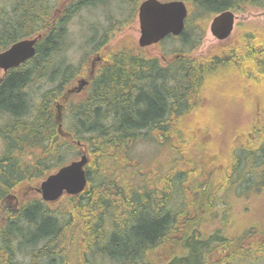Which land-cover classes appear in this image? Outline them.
Instances as JSON below:
<instances>
[{"label": "trees", "instance_id": "obj_1", "mask_svg": "<svg viewBox=\"0 0 264 264\" xmlns=\"http://www.w3.org/2000/svg\"><path fill=\"white\" fill-rule=\"evenodd\" d=\"M108 1L11 0V9L0 11V50L41 35L35 56L0 81V264H71L75 255L76 264H260L263 223L233 237L224 227L234 223L230 209L237 198L264 194V121L239 130L247 139L221 145L211 129L213 111H203L197 123L195 114L225 70L249 91L251 109L255 103L264 110V32L207 55L193 52L209 13L264 7V0H185L197 26L177 59L163 64L130 48L107 52L87 92L66 101L86 63L54 56L71 49L70 22L89 5L104 4V16L128 4ZM96 28L95 42L91 31L86 37L101 51L111 25ZM234 91L233 84L225 87L223 97ZM148 140L167 153L164 163L131 156ZM79 141L89 155L86 189L54 203L29 197L35 180L80 153ZM218 221L216 230L225 235L212 231Z\"/></svg>", "mask_w": 264, "mask_h": 264}, {"label": "rangeland", "instance_id": "obj_2", "mask_svg": "<svg viewBox=\"0 0 264 264\" xmlns=\"http://www.w3.org/2000/svg\"><path fill=\"white\" fill-rule=\"evenodd\" d=\"M11 0H0V11L8 12L11 9L10 5ZM116 1H122V0H109L107 3H115ZM128 4H123L121 3V7L113 10L111 13H107L104 16H101L102 13V8H104V4L102 5H97V6H88L87 8L82 9L81 13H78L76 16H74L72 23L70 22V31H71V49L63 53L62 57L59 55L54 56V59L56 61L61 60V58L65 57H70L71 62L73 63H86L89 55H96V50H95V39L100 36V32L94 23H88L87 25L84 24L82 19H87V20H95L99 24H101V30L106 29L108 26L111 25V29L113 27H117L118 25L122 24L125 22V11L129 9L132 5H135V3H138L137 0H127ZM123 0V2H127ZM139 1V0H138ZM203 1V0H202ZM234 1V0H231ZM249 8V7H248ZM253 11L254 14L258 12L259 9L256 7L249 8ZM108 11V9H107ZM249 11H245V14H248ZM238 18H236L235 24L240 23L243 25H251V22L254 21L252 17H250V20L248 19H243L242 16H240L241 12L237 13ZM213 14H208V16L204 20V28L203 30H198L199 35L196 37L197 40H199V46L198 48L194 51V55H206V53L214 50L216 48V45H221L218 40L213 37V35L210 32L209 26L211 19L213 18ZM90 17V18H89ZM132 20V17H131ZM257 21H263L264 20V14H259L256 17ZM196 18L192 20L191 18V23L189 24L187 21V26H186V31H188L187 34H185L182 37H168L166 38L162 43L159 44V49L165 54H174L178 52L180 49L185 46V40L189 38H193L192 34L194 33L193 30H196L197 24ZM127 24L125 23L124 26ZM90 26V27H89ZM1 27V26H0ZM2 29V28H1ZM92 29V30H91ZM236 30V26H235ZM234 30V31H235ZM91 31V37L94 42H89L87 41V33ZM98 35H94L93 32H97ZM109 34V32H106ZM105 33V34H106ZM118 33V34H117ZM234 33V32H233ZM117 34V35H116ZM113 35V36H112ZM116 35V36H115ZM139 37V24L137 22H133L130 24L127 28H123L121 30H116L113 34H110V39L108 40L109 47L108 50H119V49H127V48H133L136 46V39ZM199 37V38H198ZM137 47V46H136ZM153 51H156V47H151L149 54H153ZM91 56V57H93ZM60 57L58 60L57 58ZM90 57V58H91ZM62 61H66L65 59ZM63 62V63H64ZM67 62V61H66ZM52 70V69H50ZM2 74V71L0 70V75ZM232 71L226 70L225 73H221L217 78L212 81L210 85L211 87V96L210 98L208 97V101L206 104H204L198 112L195 114V122L197 123L198 118L201 116V113L204 112H209L213 111V118L214 122L212 123L211 129L213 130V133L216 135L215 140H217L221 145H223V142L228 141L234 134L239 132V130L244 129L248 126V120L250 119L249 113H247V107L250 105V98H245L242 95L248 94L249 91L246 93L243 91L241 87V82L239 77L237 79H234L235 81L232 83L233 77ZM236 88L235 94H232L228 96L227 98L223 97L222 91L224 90L225 87L231 85ZM209 85V86H210ZM211 109V110H210ZM254 122L257 121L256 118L253 119ZM199 125L206 129L205 125H203L202 121H199ZM153 144H156L152 140L145 141L143 144L136 145L132 148V153L131 156L133 155L134 157H142L145 160L152 161V159L157 158L161 162H165L167 160L166 152L161 151L159 147L152 146ZM2 144H0V152L2 150ZM222 148V147H220ZM221 151V150H219ZM77 152V150H76ZM80 154V153H79ZM79 154L73 153V156L69 158V160L73 159L74 157L77 158L76 156ZM79 157V156H78ZM74 158V159H75ZM197 162H201V159L198 155L195 156ZM153 160V161H154ZM260 160H258L259 162ZM263 162V160H262ZM40 180H35L33 185H37ZM21 190H24V185L20 187ZM33 196H39L38 193L34 192H29V197ZM229 201V206L232 207L234 198H232L230 195ZM241 201L236 200L233 205V207L230 209L232 212L230 216V222H234L235 225H227V227H224L225 232L227 235H230L229 237H233V235L237 234L238 231L240 230H245L247 224L252 223L254 220H258L261 223H263L264 226V194H260L258 198H237ZM238 201V202H237ZM9 206L13 208L14 206L12 203L7 201ZM244 213H247L246 215ZM251 213V214H250ZM249 214V215H248ZM225 216V217H224ZM223 216V221L227 219V216ZM219 221L216 224L217 226L212 229L213 232H222L224 235L225 233L221 230H216L217 227L219 226ZM221 224V223H220ZM223 224V223H222ZM248 227V226H247ZM263 228V227H262ZM236 230H238L236 232ZM252 229H249L251 231ZM255 230V229H254ZM264 237V235H263ZM217 241H214L213 243H216ZM216 253V252H215ZM240 253H244V249L240 251ZM19 258V256L17 255ZM105 261V260H104ZM103 260H101V264H105ZM38 263H41L38 261ZM78 263V259L75 255L71 259V264H76ZM88 264H90V261H88ZM260 264H264V261L261 262Z\"/></svg>", "mask_w": 264, "mask_h": 264}, {"label": "water", "instance_id": "obj_3", "mask_svg": "<svg viewBox=\"0 0 264 264\" xmlns=\"http://www.w3.org/2000/svg\"><path fill=\"white\" fill-rule=\"evenodd\" d=\"M187 15L188 8L182 0L169 2L145 0L139 10V45L149 46L160 42L169 34H182ZM234 17L231 11H224L216 16L211 25L213 34L219 39L227 38L233 29ZM39 38L40 35L22 39L7 50L0 52V68L7 71L31 59L36 54V44ZM86 83L85 79L80 80L77 91H80ZM88 161L89 157L84 152L80 158L49 174L38 187L42 198L48 202H55L64 194L77 195L84 191L88 182L85 170Z\"/></svg>", "mask_w": 264, "mask_h": 264}, {"label": "flooded vegetation", "instance_id": "obj_4", "mask_svg": "<svg viewBox=\"0 0 264 264\" xmlns=\"http://www.w3.org/2000/svg\"><path fill=\"white\" fill-rule=\"evenodd\" d=\"M140 4L138 5L137 9H139ZM135 10V6H132L131 9L126 10V13L129 16H133L136 12ZM259 14H264V10H258V12L256 14H254L253 11H249L248 14H245V12H241L240 16H242L243 19H248L250 20V17H252L254 19V21L251 22V25H243L238 23L236 25V30L234 31L233 34H231L226 40H223L221 42H219L221 45H223L224 47H226L230 42H232L233 40H235L236 38L241 39L245 36H257V35H262V31H261V26H264V20L263 21H257L256 17ZM247 28V29H246ZM8 48V47H7ZM6 49V48H5ZM105 49V47L103 48ZM101 50L99 53H103L104 50ZM151 48H144V50H142L144 53L149 54ZM153 55L157 56L163 63L166 62V58L164 56V54L156 49V51H153ZM93 56L92 54L89 55ZM93 61L95 62L94 58ZM93 61L90 62V64L88 62H86V70L84 73V77L90 76V75H94V72L96 73L97 70H99L102 66V60L101 61H97L95 62V64L93 63ZM10 69L7 72H2V74L0 75V81H2L4 79V77L7 75V73H9ZM87 88V89H86ZM88 88H90V85H87L81 92V94L87 92Z\"/></svg>", "mask_w": 264, "mask_h": 264}, {"label": "bare ground", "instance_id": "obj_5", "mask_svg": "<svg viewBox=\"0 0 264 264\" xmlns=\"http://www.w3.org/2000/svg\"><path fill=\"white\" fill-rule=\"evenodd\" d=\"M90 27V26H89ZM92 30V29H91ZM22 65V64H21ZM20 66V65H19ZM18 67V66H17ZM15 68V67H14ZM2 148V147H1ZM225 217V216H224Z\"/></svg>", "mask_w": 264, "mask_h": 264}]
</instances>
